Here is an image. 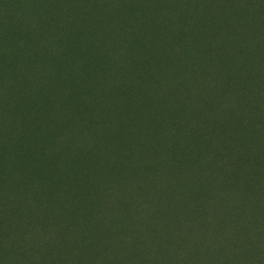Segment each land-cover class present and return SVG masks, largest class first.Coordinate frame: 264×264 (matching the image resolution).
<instances>
[{"label": "trees", "instance_id": "obj_1", "mask_svg": "<svg viewBox=\"0 0 264 264\" xmlns=\"http://www.w3.org/2000/svg\"><path fill=\"white\" fill-rule=\"evenodd\" d=\"M0 264H264V0H0Z\"/></svg>", "mask_w": 264, "mask_h": 264}]
</instances>
